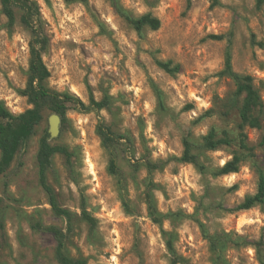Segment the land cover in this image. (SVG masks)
Returning <instances> with one entry per match:
<instances>
[{
	"label": "rangeland",
	"instance_id": "obj_1",
	"mask_svg": "<svg viewBox=\"0 0 264 264\" xmlns=\"http://www.w3.org/2000/svg\"><path fill=\"white\" fill-rule=\"evenodd\" d=\"M49 38L42 60L45 86L88 103L107 97L109 106L79 110L69 105L52 144L47 169L58 202L74 214L65 253L86 264H264V203L235 209L257 188L264 173V0H34ZM151 13L158 29L138 34L118 12ZM7 25L0 6V101L11 112L30 107L19 92L28 77L30 32L19 20ZM221 34V39L211 38ZM234 71L252 76L262 100L260 127H246L247 151L239 146L238 110L231 77L221 71L226 50ZM180 64L174 73L157 61ZM0 174V264H59L47 226L65 228L38 181L36 150L48 117ZM103 121L129 143L117 145L123 182L108 172L109 151L97 132ZM213 129L229 144L202 147ZM49 134V133H48ZM183 139L198 166L179 162ZM234 153L237 172L216 174ZM160 162L148 174L143 161ZM159 224L145 201L147 182ZM82 200L96 218L90 229L80 217ZM214 238V244L208 240ZM167 241L171 244L170 250Z\"/></svg>",
	"mask_w": 264,
	"mask_h": 264
},
{
	"label": "trees",
	"instance_id": "obj_2",
	"mask_svg": "<svg viewBox=\"0 0 264 264\" xmlns=\"http://www.w3.org/2000/svg\"><path fill=\"white\" fill-rule=\"evenodd\" d=\"M260 2L262 0H259ZM218 0H212V5H216ZM1 11L7 19V25L13 26L16 21V9L20 10L19 20L28 28L30 39L29 48V65L28 77L25 86L19 89V92L27 98L30 107L21 112L13 113L0 101V174L3 173L14 161L18 152L25 146L36 126L43 121V108L46 106L52 112L60 117V123L65 122V112L69 105H73L79 110L86 111L90 109L99 110L109 106L107 97L94 99L89 97L88 103H85L78 96L67 92L49 89L44 84V80L50 76V71L42 60V52L47 48L49 38L43 30L40 17L39 6L34 0H0ZM118 12L132 26L136 33L140 34L144 28L152 30L158 29L160 20L151 13H144L138 16L127 14L118 9ZM211 38L221 39V34H211ZM159 67L168 73L178 72L179 63H173L171 60L157 61ZM223 74L232 78L235 84L236 95H242L240 107L238 110V130L239 146L247 151L251 146L247 144L246 127H260V113L263 109L262 100L257 89L253 84L250 74L239 73L233 70L231 64V54L229 49L225 52L224 66L221 71ZM97 132L102 145L109 151L107 170L113 174L119 182H123V173L117 164V145L129 143V138L123 133H117L111 129L105 122L100 121L97 124ZM264 143V136L262 137ZM230 138H216L213 129L203 137L202 147L206 149H215L222 144H229ZM55 153L62 154L69 162L70 152L63 145L52 144L49 139L47 129H44L39 137L37 150L35 154L38 167V181L47 195V201L52 212L65 220V228L58 226H47L46 229L51 233L55 240L54 255L59 264H86L83 258H75L65 253V238L72 229L73 212L66 206L58 202L56 193L47 180V169L51 164L52 157ZM179 162H188L198 166L197 156L191 151V143L183 139V152L180 156L175 157ZM242 161V155L234 153L232 157L226 160L216 169V174H228L237 172ZM160 162L145 160L143 166L148 174L158 168ZM152 181L149 178L147 182V191L145 201L147 209L152 220L159 224L163 215L156 213L153 206L150 187ZM264 203V173L259 172L257 188L253 194L246 195L235 207L237 210H246L250 207ZM80 217L87 223L90 229L96 226V218L86 209L84 200L80 205ZM211 244H214L212 236L207 237ZM167 247L171 249V244L167 241ZM177 257L171 259L169 264H177Z\"/></svg>",
	"mask_w": 264,
	"mask_h": 264
},
{
	"label": "water",
	"instance_id": "obj_3",
	"mask_svg": "<svg viewBox=\"0 0 264 264\" xmlns=\"http://www.w3.org/2000/svg\"><path fill=\"white\" fill-rule=\"evenodd\" d=\"M54 116L56 118V126L54 129L51 128L50 124H49V117L50 116ZM48 117V133L51 137L57 135L58 131H59V124H60V117L58 114H56L55 112L54 113H51Z\"/></svg>",
	"mask_w": 264,
	"mask_h": 264
},
{
	"label": "bare ground",
	"instance_id": "obj_4",
	"mask_svg": "<svg viewBox=\"0 0 264 264\" xmlns=\"http://www.w3.org/2000/svg\"><path fill=\"white\" fill-rule=\"evenodd\" d=\"M49 124H50L52 129L55 128V126H56V118L53 115L49 117Z\"/></svg>",
	"mask_w": 264,
	"mask_h": 264
}]
</instances>
